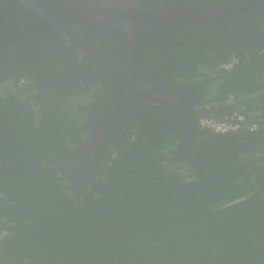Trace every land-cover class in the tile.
Here are the masks:
<instances>
[{
	"label": "trees",
	"instance_id": "obj_1",
	"mask_svg": "<svg viewBox=\"0 0 264 264\" xmlns=\"http://www.w3.org/2000/svg\"><path fill=\"white\" fill-rule=\"evenodd\" d=\"M133 1L156 8L202 0ZM1 8L24 12L17 0H0ZM262 10L264 3L227 23L258 43L237 22ZM26 16L40 19L35 29L25 26L27 34L7 15L0 18V264H264V46L232 44V54L218 29L188 23L139 34L127 58L125 33L79 26L90 46L123 64L134 82L181 99L185 111L202 115L211 105L219 118L237 110L245 125H259L214 134L195 117L125 96L112 70L89 58L78 63L56 27L34 11ZM104 34L121 43L115 53L96 45L95 35ZM231 57L239 64L218 71ZM90 98L95 104L88 106ZM121 110V125L92 153L86 130L116 125Z\"/></svg>",
	"mask_w": 264,
	"mask_h": 264
},
{
	"label": "water",
	"instance_id": "obj_2",
	"mask_svg": "<svg viewBox=\"0 0 264 264\" xmlns=\"http://www.w3.org/2000/svg\"><path fill=\"white\" fill-rule=\"evenodd\" d=\"M24 12L34 11L51 25L56 27L64 38V45L76 51V61L86 58L95 60L117 74L125 83L127 94L136 101L158 107H171L186 120L195 117H218L208 111L195 115L181 107V99L167 98L151 91L150 86H141L134 82L124 65H117L104 54L96 51L80 33V25H94L116 29L128 37L130 52L128 58L139 47V34H156L169 31L188 23H199L210 29H218L231 43L256 51L264 46L262 43H249L229 26L227 20L248 10L250 7L264 3L253 0L242 6H219L214 0H202L189 6L158 7L145 6L133 0H17ZM81 27V26H80ZM232 58V57H231ZM230 60V59H229ZM95 138L98 140L99 135ZM101 140V139H99ZM94 150V149H93Z\"/></svg>",
	"mask_w": 264,
	"mask_h": 264
},
{
	"label": "flooded vegetation",
	"instance_id": "obj_3",
	"mask_svg": "<svg viewBox=\"0 0 264 264\" xmlns=\"http://www.w3.org/2000/svg\"><path fill=\"white\" fill-rule=\"evenodd\" d=\"M187 1H189V0H186V2ZM250 1H253V0H250ZM250 1H248V2H250ZM247 2V3H248ZM145 3V2H144ZM246 3V4H247ZM161 4H165V2H159V5H161ZM260 4H263V2L262 3H260ZM256 5H258V4H256ZM256 5H254V6H256ZM183 7V6H182ZM253 7V6H252ZM252 7H250V8H252ZM249 8V9H250ZM248 9V10H249ZM10 11H12V10H10V9H0V18L1 19H3L6 15H7V19L8 20H12L11 21V23L12 24H16L17 26H18V29L20 30V32L22 33V34H27L28 32H27V30L25 29V26H29V27H31V28H33V29H35L36 28V26H35V24H36V22H38L40 19H38V18H33V19H31L30 21L27 19V16H26V13H28V12H23V13H21L20 15H19V12H17V11H13V12H10ZM247 11V10H246ZM261 16H264V10H262L260 13H259V16H257V15H254L253 16V21L252 20H243L242 22L241 21H239V22H237L238 24H240L241 26H242V28L245 30V35H248V36H250V37H252L253 39H260V42H258V43H262V42H264V39H263V37H264V35H259V34H257L256 36L255 35H252V34H250V33H248V31H250V30H252L253 28H257V29H259L261 32H263L264 31V25L262 24H260V17ZM5 20L4 22H6V21H8V20ZM261 39H263L262 41H261ZM94 41H95V43H96V45L100 48V49H104V50H108V48L109 47H112V49L114 50V53L120 48V44L121 43H119L118 45H117V41L116 40H114V39H111V38H109V37H107V36H105V34L104 35H102L101 37H99V36H96L95 35V37H94ZM232 44H234V43H231V42H229V46H228V49L226 50V52H232V54L235 52V48L234 47H232ZM52 45H55L56 47H57V51H58V53H64L65 51H63L62 49H61V47H60V42H59V40L58 41H56V40H52ZM66 47V46H65ZM67 48V47H66ZM68 49V48H67ZM136 51V50H135ZM134 51V52H135ZM130 52V51H129ZM133 52V53H134ZM26 54V53H25ZM46 56H47V58H45V61L47 60V59H49V57H50V54L48 53V54H46ZM22 57L23 58H25V57H27L26 59H30V57L26 54V56L25 55H22ZM115 57H117V56H115ZM127 58H128V55H127ZM131 58V57H130ZM231 59V58H230ZM82 61H80V62H78V63H81ZM123 65V64H122ZM125 68V67H124ZM23 70V69H22ZM96 70V69H95ZM7 76H14V75H16V74H13V73H11L10 71H8V72H6L5 73ZM83 75H84V73L81 71V73H80V75L78 76V80L82 83V81H84V79H83ZM131 76V75H130ZM22 80H24V79H22ZM124 86H125V84H124ZM142 86V85H141ZM147 86H150V85H147ZM151 87V86H150ZM151 90H152V87H151ZM157 94V93H156ZM125 96H128L127 94H126V91H125V94H124ZM158 95H160V94H158ZM161 96V95H160ZM173 97V96H172ZM175 98V97H174ZM177 99V98H176ZM179 99V98H178ZM123 102H124V100H123ZM87 103H89V105L88 106H90V105H92V104H95V99L94 98H90V99H88V102ZM98 107V110H99V108H100V106L98 105L97 106ZM122 110H121V112L118 114V123L116 124V125H113V126H111V127H105V128H103V126H104V124L103 123H100L99 122V124L97 123V126H95V127H90V128H88L86 131H89L88 132V138H89V144H91L92 146H93V149H92V153H94L95 154V152H96V147L100 144V143H102V142H106V141H108L110 138H111V136H112V131L114 130V128H117V126H119V125H121V123H122V121H123V119H122ZM95 121H98V119L96 120V118L94 119ZM88 126H90L89 124H88V121H87V123H86ZM103 129H106V132H104V130ZM96 134L97 135H99V139H101V140H97L96 138H95V136H96ZM83 143H84V141H83ZM94 154H92V156L94 155ZM92 160H93V157H90V164L92 163ZM72 167L73 168H76V166H75V164L73 163L72 164ZM77 170H79V168H76Z\"/></svg>",
	"mask_w": 264,
	"mask_h": 264
},
{
	"label": "built area",
	"instance_id": "obj_4",
	"mask_svg": "<svg viewBox=\"0 0 264 264\" xmlns=\"http://www.w3.org/2000/svg\"><path fill=\"white\" fill-rule=\"evenodd\" d=\"M239 64V59L232 57L228 62L221 63L217 68L218 71L230 72ZM25 81L22 80L20 85H23ZM228 103L235 104V98L230 96L228 98ZM202 108L206 109L205 112L212 111L213 106L205 105ZM247 116L242 112L236 110L232 115L224 116L223 118H205L202 117L198 120L199 126L203 130L211 131L214 134H228V133H238L241 129H248L250 132H254L258 129L259 125L257 122L245 125L247 122Z\"/></svg>",
	"mask_w": 264,
	"mask_h": 264
},
{
	"label": "bare ground",
	"instance_id": "obj_5",
	"mask_svg": "<svg viewBox=\"0 0 264 264\" xmlns=\"http://www.w3.org/2000/svg\"><path fill=\"white\" fill-rule=\"evenodd\" d=\"M165 5V4H164ZM124 67V66H123ZM125 69V68H124ZM117 75V74H116ZM132 78V77H131ZM133 79V78H132ZM123 81V80H122ZM124 82V81H123ZM136 83V82H135ZM125 84V83H124ZM126 87V86H125ZM126 94H127V92H126ZM128 95V94H127ZM129 96V95H128Z\"/></svg>",
	"mask_w": 264,
	"mask_h": 264
},
{
	"label": "crops",
	"instance_id": "obj_6",
	"mask_svg": "<svg viewBox=\"0 0 264 264\" xmlns=\"http://www.w3.org/2000/svg\"><path fill=\"white\" fill-rule=\"evenodd\" d=\"M214 110V109H213ZM212 110V112L214 113V111ZM217 116V115H216ZM218 117V116H217ZM219 118V117H218Z\"/></svg>",
	"mask_w": 264,
	"mask_h": 264
},
{
	"label": "clouds",
	"instance_id": "obj_7",
	"mask_svg": "<svg viewBox=\"0 0 264 264\" xmlns=\"http://www.w3.org/2000/svg\"><path fill=\"white\" fill-rule=\"evenodd\" d=\"M21 81H22V80H21ZM21 81H20V82H21ZM20 82L18 83L19 85H20Z\"/></svg>",
	"mask_w": 264,
	"mask_h": 264
}]
</instances>
